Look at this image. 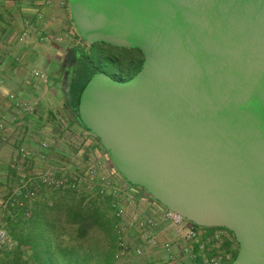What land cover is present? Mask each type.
Listing matches in <instances>:
<instances>
[{
    "label": "water",
    "instance_id": "obj_1",
    "mask_svg": "<svg viewBox=\"0 0 264 264\" xmlns=\"http://www.w3.org/2000/svg\"><path fill=\"white\" fill-rule=\"evenodd\" d=\"M69 5L84 42L144 57L127 82L94 75L81 125L129 185L196 227L230 231L232 264H264V0Z\"/></svg>",
    "mask_w": 264,
    "mask_h": 264
},
{
    "label": "crops",
    "instance_id": "obj_2",
    "mask_svg": "<svg viewBox=\"0 0 264 264\" xmlns=\"http://www.w3.org/2000/svg\"><path fill=\"white\" fill-rule=\"evenodd\" d=\"M82 44L69 0H0V123L6 127L0 131V223L19 243L27 242L35 233L39 235L69 208L76 207L88 214L99 211L105 220H109L111 229L112 246L105 256V264H114L116 217L108 215L114 209L108 207L107 199L101 200L86 192L45 191L32 203L30 218L24 217L21 208L4 209L13 187L20 181V175H15L10 167L19 146L34 152L40 167L47 161L62 160L60 156L66 153L68 158L73 154L69 139L75 133L83 132L84 128L66 107L65 61L70 51L82 47ZM36 73L45 78L36 76ZM10 95H14L16 101ZM18 102L37 104L39 111L30 115L17 106ZM65 116L68 123H65ZM43 142L49 144L48 155L40 149ZM130 192L134 196L128 202L129 214L138 212L141 217H148L145 209L154 204L152 199L144 193ZM141 207L145 213L143 209L139 211ZM216 231L201 234L207 238ZM226 244L229 245L227 250L224 249ZM174 249L179 254L180 245H175ZM236 250L237 244L231 237L219 246V253L229 254L232 259ZM196 252L199 253L198 247ZM215 254L209 251L206 256ZM168 260L163 249H156L150 254L148 264H163ZM179 263L207 264L202 256Z\"/></svg>",
    "mask_w": 264,
    "mask_h": 264
},
{
    "label": "built area",
    "instance_id": "obj_3",
    "mask_svg": "<svg viewBox=\"0 0 264 264\" xmlns=\"http://www.w3.org/2000/svg\"><path fill=\"white\" fill-rule=\"evenodd\" d=\"M81 41L86 43L82 39ZM36 76L45 78L39 73H36ZM10 98L15 100L14 95H10ZM17 106L30 115L39 111L37 104L18 102ZM5 128V124L0 123V131ZM95 140L97 138L85 129L81 133H75L68 142L74 156L53 162H48L46 157H43L47 162L42 167L38 164L34 152L23 145L19 146L10 167L15 175H20V181L13 187L4 209L21 208L24 217L30 218L32 203L45 191L86 192L101 200H113L116 217L114 231L117 236L114 264H148L150 254L156 249H163L169 258L168 262L163 264H180L181 260L187 262L189 259L196 260L199 256H202L207 264H229L232 261L229 254L219 253L221 243L231 237L224 230H217L204 238L195 225L154 200V204L145 209L148 217H141L138 212L129 214L128 202L134 195L129 190H124L116 176L119 173L109 166V163H112L110 157L103 147L97 146ZM40 149L47 155L50 153L49 144L46 142L41 144ZM143 208H139V211ZM145 210L143 209L144 213ZM178 244L179 254L174 249ZM17 247L18 242L0 223V251H13ZM196 247L199 248V253L196 252ZM209 251L216 254L207 257ZM26 255V264H32Z\"/></svg>",
    "mask_w": 264,
    "mask_h": 264
},
{
    "label": "trees",
    "instance_id": "obj_4",
    "mask_svg": "<svg viewBox=\"0 0 264 264\" xmlns=\"http://www.w3.org/2000/svg\"><path fill=\"white\" fill-rule=\"evenodd\" d=\"M89 46L90 50L88 51L82 47L73 48L70 51L71 62L69 61L70 65L68 72L66 73L64 86V92L67 97V110L71 111V114L76 118L80 125L81 122L78 109L84 89L91 82L94 75L98 73H108L104 71L100 65L101 59L107 57L113 63L120 59L119 56L114 55L113 53L96 54L94 52L97 47L103 48L111 46L105 44H93ZM93 56L97 57V61L92 59ZM126 67L127 65H122L120 66V69ZM120 69L118 68L116 72H119ZM107 75L112 77V74ZM68 82H70V84H68ZM68 85H70L69 93L66 92V87ZM84 129L87 130L86 128ZM97 141L99 142L98 139ZM106 203L109 208L113 209V200L111 198H108ZM103 217L104 216H102L99 211H94L88 214L82 209H76V207L69 208L65 213L62 212L57 220L50 222L45 229L40 231L41 233L39 235L35 233L29 237L27 242L20 241L15 250L0 251V264H26V252L31 253L28 261L32 264H70L72 260H74L75 264H80L77 258L73 259V257H69V255L73 254L75 251L74 249L69 251L68 247H64V243L60 241L61 232H65L68 228L74 227L77 235L76 239H78V241H83L90 232L104 233L108 237H111V229L109 227L110 222ZM216 230H224L228 232L236 243L235 237L230 231L223 228H216ZM228 248L229 245L226 244L224 249L227 250ZM237 248L238 249L233 255V259L229 264H232L237 258L239 251L238 245Z\"/></svg>",
    "mask_w": 264,
    "mask_h": 264
},
{
    "label": "rangeland",
    "instance_id": "obj_5",
    "mask_svg": "<svg viewBox=\"0 0 264 264\" xmlns=\"http://www.w3.org/2000/svg\"><path fill=\"white\" fill-rule=\"evenodd\" d=\"M82 48L86 49L87 51L90 50V46L87 43H83L82 44ZM135 50H129V49H117V48H112V47H103V48H99L97 47L95 49V53H113L114 55H117L121 58V60H117L115 63H113L111 60H109V58L104 57L101 59V67L104 71L108 72L109 74L116 72L117 68L120 69V66L126 64V60H129V58H131L135 52ZM94 53V54H95ZM92 59L94 61H97V57L93 56ZM67 60L65 61V66H67ZM116 67V68H115ZM66 69V68H65ZM49 72V70H47ZM120 72V71H119ZM66 112V111H65ZM69 119L65 116V123H68ZM98 144L97 146L102 147L100 145V143L95 140ZM68 154L66 153L63 156H60V158H62V160H67ZM70 156H74L72 155V153L70 154ZM110 168H113L114 171L116 172L115 167L113 166L112 163H109ZM118 180L120 181V183L122 184L124 190H133L136 193H144V191L139 188V187H135V186H131L129 185L127 182H125L123 180V178L117 174L116 175ZM108 215L112 217L115 215L113 210H110L108 212ZM198 231L200 233H203L204 231H212L215 230L216 228H199L197 227ZM76 231L75 228H68L67 231L65 232H61V238L60 241L64 243V247H68L69 251L72 249H74V253L69 255V257H73V259L77 258L78 261L80 262V264H105V256L106 254L110 251L112 243H111V239L110 237H108L106 234L104 233H92L90 232L89 235L82 240L78 241V239H76ZM238 249V248H237ZM26 257H30L31 253L30 252H26ZM70 264H75L74 260H72V262Z\"/></svg>",
    "mask_w": 264,
    "mask_h": 264
},
{
    "label": "flooded vegetation",
    "instance_id": "obj_6",
    "mask_svg": "<svg viewBox=\"0 0 264 264\" xmlns=\"http://www.w3.org/2000/svg\"><path fill=\"white\" fill-rule=\"evenodd\" d=\"M134 52H135V54L131 58H129V60H126V64H124V65H127V67L124 69H120V72L111 73L112 78H114L115 80H117L119 82H127L130 79H132L141 70L142 64L144 62V57L139 50H135ZM70 60L71 59H70V55H69L67 57V62H68L67 66L68 67L66 66L65 73L68 72L69 65L71 62ZM118 60H121V58ZM107 74H109V73H107Z\"/></svg>",
    "mask_w": 264,
    "mask_h": 264
}]
</instances>
